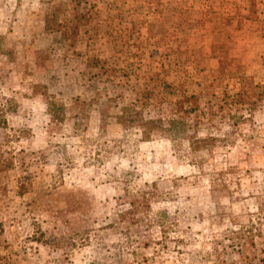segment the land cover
<instances>
[{
  "label": "rangeland",
  "instance_id": "rangeland-1",
  "mask_svg": "<svg viewBox=\"0 0 264 264\" xmlns=\"http://www.w3.org/2000/svg\"><path fill=\"white\" fill-rule=\"evenodd\" d=\"M0 36V264H264V0H0Z\"/></svg>",
  "mask_w": 264,
  "mask_h": 264
},
{
  "label": "trees",
  "instance_id": "trees-1",
  "mask_svg": "<svg viewBox=\"0 0 264 264\" xmlns=\"http://www.w3.org/2000/svg\"><path fill=\"white\" fill-rule=\"evenodd\" d=\"M1 39V36H0ZM238 101L246 102L250 101L251 98L247 97V94L238 93ZM11 99L5 98L4 102H0V127H6L7 121H6V112L13 109V104L11 103ZM47 104V110L49 114L51 115V118L54 120H61L62 117L58 116V109L59 107H64V104L57 101L55 98L46 100ZM74 104H86L85 100H82L79 97H76L74 100ZM232 117L237 119L240 116H237L236 114H232ZM119 122L123 125L124 128L130 127L129 120L127 118H121ZM185 127V119L184 117L178 116L177 118H171L168 120H163L161 118L158 119H144L139 124V129L141 131V135L144 140H149L154 135H167L168 137L172 138L175 133L180 128ZM3 166V165H2ZM1 167V165H0ZM247 258L248 256H244ZM248 264H263L259 262H254L253 260L250 261Z\"/></svg>",
  "mask_w": 264,
  "mask_h": 264
}]
</instances>
